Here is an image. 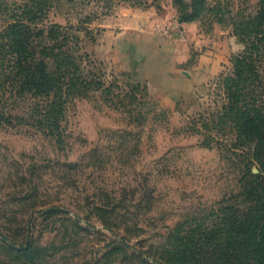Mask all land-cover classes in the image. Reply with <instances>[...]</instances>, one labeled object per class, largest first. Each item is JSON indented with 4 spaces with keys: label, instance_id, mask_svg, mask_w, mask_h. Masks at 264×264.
I'll return each instance as SVG.
<instances>
[{
    "label": "rangeland",
    "instance_id": "374dc122",
    "mask_svg": "<svg viewBox=\"0 0 264 264\" xmlns=\"http://www.w3.org/2000/svg\"><path fill=\"white\" fill-rule=\"evenodd\" d=\"M263 9L264 0H0V264H246L254 250L264 261V217L247 211L243 181L259 170L219 84L256 41L247 21ZM133 16L162 42L188 35L194 59L210 50L215 69L174 97L117 70L112 28ZM17 20L60 27L35 55L55 78L48 95L19 93L7 36Z\"/></svg>",
    "mask_w": 264,
    "mask_h": 264
},
{
    "label": "trees",
    "instance_id": "16d2710c",
    "mask_svg": "<svg viewBox=\"0 0 264 264\" xmlns=\"http://www.w3.org/2000/svg\"><path fill=\"white\" fill-rule=\"evenodd\" d=\"M58 28L55 25L46 30L39 24L32 25L22 20L8 27L9 48L15 54L13 66L23 73L20 77L21 95L26 92L48 95L53 91L56 83L48 70V63L43 57L36 58L35 55L47 48L43 39L55 36ZM247 28L254 33L256 41H249L251 45L247 51L235 58V69L221 75L219 84L227 100L225 116L232 120V132L241 144L251 145L250 165L256 164L259 170L255 173L249 167L244 171V196L251 203L247 211L264 217V9L247 21ZM25 85L27 88L24 89ZM262 225L264 223L260 228ZM257 252H252V260L246 264H264V261L255 258Z\"/></svg>",
    "mask_w": 264,
    "mask_h": 264
},
{
    "label": "crops",
    "instance_id": "0c3cea01",
    "mask_svg": "<svg viewBox=\"0 0 264 264\" xmlns=\"http://www.w3.org/2000/svg\"><path fill=\"white\" fill-rule=\"evenodd\" d=\"M151 23L141 16L119 20L111 32L112 63L122 73L146 81L158 93L185 96L215 69L216 57L207 50L194 59L188 35L166 36L169 38L162 42ZM193 24L183 26L190 28Z\"/></svg>",
    "mask_w": 264,
    "mask_h": 264
}]
</instances>
